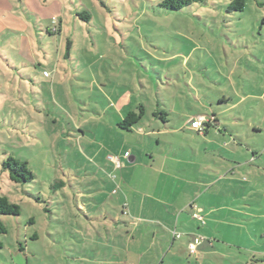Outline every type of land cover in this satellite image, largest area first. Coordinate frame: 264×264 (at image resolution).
I'll use <instances>...</instances> for the list:
<instances>
[{"label": "rangeland", "instance_id": "374dc122", "mask_svg": "<svg viewBox=\"0 0 264 264\" xmlns=\"http://www.w3.org/2000/svg\"><path fill=\"white\" fill-rule=\"evenodd\" d=\"M160 1L0 0V194L20 207L0 216V264L157 260L152 237L167 235L149 223L154 207L172 213L168 176L183 178V156L213 147L224 167L235 152L264 165V0H243L242 11L205 0L176 12ZM140 105L139 124L120 129ZM160 109L166 123L153 115ZM198 116L217 119L205 136L192 125ZM216 137L222 146L200 145ZM8 157L34 179L10 182ZM260 174L253 207L239 206L235 247L224 254L218 244L223 255L205 264H264V167ZM250 208L255 217L241 215ZM107 213L118 223L96 219ZM132 215L142 216L136 236Z\"/></svg>", "mask_w": 264, "mask_h": 264}, {"label": "crops", "instance_id": "0c3cea01", "mask_svg": "<svg viewBox=\"0 0 264 264\" xmlns=\"http://www.w3.org/2000/svg\"><path fill=\"white\" fill-rule=\"evenodd\" d=\"M208 133L210 132L207 130L205 134ZM205 134L203 135L205 136ZM224 138L204 139L205 141H200V145L217 143L222 146ZM203 149L201 148V153L198 154L195 149H192L193 155L187 154L182 157L184 164L180 170L184 172L183 178L178 175L180 171L177 173L171 171L172 176H168V184L170 186L167 185L169 193L167 202L172 207V213L162 211L159 207L156 210L154 207L153 209L157 211V217L150 219L149 223L160 228V231L167 236L160 238V241L155 235L152 237V243L150 244L153 247L154 243L160 249L159 256L157 260L146 261L143 264H192L193 258L196 259L193 264H205L208 256L217 255L218 259L220 254L223 255L222 251H219L217 247L218 244L226 246L224 254L230 248L235 247L232 244L236 240L234 233L236 229L242 228V224H239L237 220L239 211H241L239 206L253 207L255 203L253 193L256 189L254 184L255 177L261 175L260 171L264 165L255 166V158H258L255 153L250 159L245 154L243 159L239 153L235 152V155L231 154L230 157V162L233 161V165L224 167L223 163L228 160L223 159L221 151L217 155L213 154V147L209 150L206 147H203ZM220 150H222V147H220ZM203 154L206 155V158L203 157ZM209 156L210 158L207 159ZM128 158L132 162L133 160L135 161L132 156H128ZM240 180L244 181L245 185L241 186ZM180 182L182 185H180ZM258 188L262 192L261 200L264 201V185L258 186ZM245 194L247 195L245 196ZM182 196L189 198L180 205L178 201ZM151 205L153 204L149 206ZM128 207V211H130L132 206L128 205ZM137 207V211H141V213L145 210L144 203L133 206L134 209ZM129 213L132 214L131 211ZM163 213H168L170 218H167ZM256 214L251 208L248 214L241 213V215L247 217H255ZM257 216L262 218L264 215L259 213ZM141 217H137V215L133 217L132 215L131 219H135V222L129 221V224L132 223L135 226L133 233L135 236L141 223ZM96 219L102 220L99 216ZM103 221L118 223L116 218L111 215L107 216ZM226 231L232 232L229 237L230 240L224 239ZM175 234H179V237H176ZM139 236V240L143 241L145 234L142 232ZM145 239L148 238L146 237ZM240 240H242L241 236ZM190 244L195 246L194 254L189 252ZM148 248L141 244V247L136 249V255L141 257L139 259L140 262L142 257L145 256L142 250H148ZM256 253H259V251H256Z\"/></svg>", "mask_w": 264, "mask_h": 264}, {"label": "trees", "instance_id": "16d2710c", "mask_svg": "<svg viewBox=\"0 0 264 264\" xmlns=\"http://www.w3.org/2000/svg\"><path fill=\"white\" fill-rule=\"evenodd\" d=\"M205 0H161L159 3L160 8L167 11H180L181 9L191 6L192 4H200ZM229 10L242 11L244 8L243 0H230ZM88 16V14H86ZM264 21V20H263ZM49 34V31L46 30ZM69 43V42H68ZM138 113L134 111L127 112L123 120L118 123V127L123 130L130 131L133 126L139 124L142 120L145 109L142 105L138 106ZM154 116L160 118L164 123L167 122V114L160 109L159 113H154ZM213 123H217L215 116L206 119V122L202 124V130L198 133L205 134L207 130L212 126ZM2 170L7 173V177L10 182L15 184H24L32 181L34 179L33 173L28 169L27 163L20 160L14 159L13 157L6 158L1 164ZM20 214V207L17 204L10 202V200L0 194V216H18ZM111 214L107 213L105 215L99 216L102 220L106 219L107 216ZM112 216V215H111ZM6 229L0 223V235L5 234ZM2 248V243L0 242V249Z\"/></svg>", "mask_w": 264, "mask_h": 264}, {"label": "built area", "instance_id": "2783aa9c", "mask_svg": "<svg viewBox=\"0 0 264 264\" xmlns=\"http://www.w3.org/2000/svg\"><path fill=\"white\" fill-rule=\"evenodd\" d=\"M206 122V119L203 116H198L197 120L192 119V125L194 128L199 129L200 131L202 130V124ZM176 237H179V234H175ZM189 252L190 254L195 253V246L193 244L189 245Z\"/></svg>", "mask_w": 264, "mask_h": 264}]
</instances>
